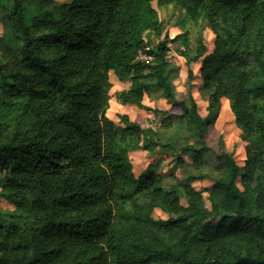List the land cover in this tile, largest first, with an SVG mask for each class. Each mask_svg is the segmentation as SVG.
I'll return each mask as SVG.
<instances>
[{
  "label": "trees",
  "instance_id": "obj_1",
  "mask_svg": "<svg viewBox=\"0 0 264 264\" xmlns=\"http://www.w3.org/2000/svg\"><path fill=\"white\" fill-rule=\"evenodd\" d=\"M152 1L46 0L26 22L22 0H0V195L21 218L6 226L0 213V264H264V0H155L184 11L194 45L189 29L155 42L164 24ZM169 43L188 67L181 99ZM140 50L152 59L138 60ZM199 59L208 114L227 98L246 143L242 165L218 147L214 177L199 158L209 122L190 92ZM110 71L130 80L117 100L157 114L143 102L157 88L172 105L162 124L184 119L189 136L179 143L127 114L115 124ZM140 148L183 164L187 154L197 169L188 177L211 178L206 197L189 180L165 187L158 171L136 175L128 154Z\"/></svg>",
  "mask_w": 264,
  "mask_h": 264
},
{
  "label": "rangeland",
  "instance_id": "obj_2",
  "mask_svg": "<svg viewBox=\"0 0 264 264\" xmlns=\"http://www.w3.org/2000/svg\"><path fill=\"white\" fill-rule=\"evenodd\" d=\"M68 0H53V4L58 5ZM46 0H22V6L25 16V21L30 22L32 16L42 7L45 6ZM50 4V3H49ZM52 4V3H51ZM152 5L158 12L159 19L164 24V28L161 35L155 37V42L162 41L165 36L172 38L176 35H182L185 30H190L191 44H195V32L197 27L190 23L184 17V11L177 5L171 3L166 5H158L154 0ZM3 5L0 6V47L2 42L7 39V30L5 15L3 11ZM204 42L207 46V51H211L213 47L214 34L209 28L203 30ZM168 61L177 67L176 71L171 72L173 78V84L175 86L176 98L181 99L185 97L189 90V82L187 81V65L186 58L179 53L180 45L175 43H169ZM201 60L191 63V69L195 74V78L191 81L192 86L190 92L192 93L197 103L199 114L203 118L208 120V132L206 135V146L208 149H204L200 152L199 158L206 161V165L202 166V171L210 175L211 177L220 174L218 169L219 161L216 158L218 147L224 145L225 149L230 151L239 165L243 164L245 158V141H243L239 134L240 130L237 128L234 116L229 107V101L227 98L221 99V105L217 114L211 117L207 111V98L208 94L203 90L202 78L199 74V68ZM109 79L112 83L110 88V100L109 107L107 109V115L114 121L115 124L120 125L119 117L122 114H127L131 120L136 121L144 128H153L160 131L165 137H174L179 143H181L185 137H188L190 132L186 126L185 120L181 118H173L172 126L165 128L162 124L164 117L163 111L171 109L172 105L168 103L167 99L161 96V90L157 88H149L145 93L143 102L151 108L157 109L159 112L156 114L152 111L141 109L133 104H124L117 100L116 93L125 90L130 85V80H119L113 71H110ZM189 143H194L196 147H200L198 137L189 139ZM180 156L183 163H178L174 160L172 154H157L151 155L146 150L140 148L135 151H131L128 154L129 160L132 164L133 171L138 175L142 171L155 170L161 173L163 176V185L169 187L171 184L189 180L190 184L199 190L203 191L204 197L207 192L204 191L212 183L211 178L190 179L187 175L188 171L196 173L197 169L190 164V159L187 154L180 152ZM188 162V163H187ZM206 204L209 206V202L206 200ZM18 212L15 206L6 201L0 195V213H2L3 225H8L13 219L20 221L21 218H15L9 213ZM152 216L155 218H166L167 214L156 208Z\"/></svg>",
  "mask_w": 264,
  "mask_h": 264
},
{
  "label": "built area",
  "instance_id": "obj_3",
  "mask_svg": "<svg viewBox=\"0 0 264 264\" xmlns=\"http://www.w3.org/2000/svg\"><path fill=\"white\" fill-rule=\"evenodd\" d=\"M137 59L140 61H149L152 59V56L149 55L147 52L140 50L138 52Z\"/></svg>",
  "mask_w": 264,
  "mask_h": 264
}]
</instances>
